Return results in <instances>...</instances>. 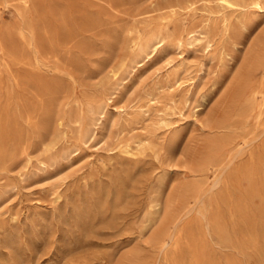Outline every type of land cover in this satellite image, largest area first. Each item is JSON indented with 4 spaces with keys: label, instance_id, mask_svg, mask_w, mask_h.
<instances>
[{
    "label": "rangeland",
    "instance_id": "1",
    "mask_svg": "<svg viewBox=\"0 0 264 264\" xmlns=\"http://www.w3.org/2000/svg\"><path fill=\"white\" fill-rule=\"evenodd\" d=\"M232 1L0 0V264L244 263L264 0Z\"/></svg>",
    "mask_w": 264,
    "mask_h": 264
},
{
    "label": "bare ground",
    "instance_id": "2",
    "mask_svg": "<svg viewBox=\"0 0 264 264\" xmlns=\"http://www.w3.org/2000/svg\"><path fill=\"white\" fill-rule=\"evenodd\" d=\"M224 1L227 3H231L232 0H224ZM262 1L263 0H252V3L256 7H261ZM224 28H225L224 29L225 32L229 34V30H230L229 26L226 24ZM243 28H245V25L241 24L240 27H237L233 32L231 31L233 33L231 44L236 45L240 43L241 40L239 39V36L240 34H242ZM160 43H161V39L158 40L157 46H159ZM246 67H247L246 69H247L248 80H247V85L243 91H247L249 97L253 100H256L259 96L262 99H264V59L261 65H258L255 62L253 63L251 62ZM263 158H264V141L262 142L259 148V153L257 154V156H251L249 161L251 163L248 164L244 169V173L248 177V179L256 178V174H258V172L260 171L259 169L260 165L264 161ZM250 168H252V170ZM243 211L244 214L242 219V236H241V249H242V256L244 259L243 264L249 263L246 262V259L249 257L254 259V261H257V263L259 264H264V221L258 226L256 224L250 226L248 224L247 207H244ZM167 244L168 241H166L163 244V246H166Z\"/></svg>",
    "mask_w": 264,
    "mask_h": 264
}]
</instances>
